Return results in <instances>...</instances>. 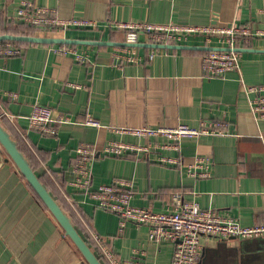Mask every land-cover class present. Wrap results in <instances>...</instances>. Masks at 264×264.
<instances>
[{"label":"crops","instance_id":"crops-1","mask_svg":"<svg viewBox=\"0 0 264 264\" xmlns=\"http://www.w3.org/2000/svg\"><path fill=\"white\" fill-rule=\"evenodd\" d=\"M22 1L0 0V36L23 35L25 29L16 20ZM29 1L56 9L65 20L96 22L97 28L73 27L57 36L74 40L126 43L125 31L110 23L264 27V0ZM140 41L135 47L139 63L114 57L116 46L74 45L86 50L90 60L80 63L73 55L55 53L54 45L20 44L22 55L0 56V119L86 240L90 241L91 232L98 233L129 264H172L174 243L152 241L149 228L135 223L120 234L115 214L98 209L71 186L76 149L87 143L101 148L110 141L150 146L149 155H99L93 163V189L131 180L136 207L171 212L174 196L180 194L184 201L237 219L242 226L264 224V120L252 113L240 82L242 76L248 85H264V39L242 45L240 49L247 51L241 74L231 72L224 78L205 77L202 59L207 51L199 38L163 44L164 48L151 47L143 37ZM35 104L68 114L78 124L61 126L55 138L32 131L29 116ZM88 115L101 127L85 125ZM203 121H226L229 134L186 139L177 152L157 147L167 143L165 138L147 141L116 131L181 124L197 128ZM156 155L180 157L185 163L210 157L212 176L191 178L179 166L151 158ZM6 159L0 150V264H87L17 167ZM202 246L201 264H264V237H203Z\"/></svg>","mask_w":264,"mask_h":264},{"label":"built area","instance_id":"built-area-1","mask_svg":"<svg viewBox=\"0 0 264 264\" xmlns=\"http://www.w3.org/2000/svg\"><path fill=\"white\" fill-rule=\"evenodd\" d=\"M16 20L28 26H34L43 37H57L59 33L76 28H97L96 22L90 20H65L54 8L40 7L34 2L23 0L16 12ZM108 26L123 30L125 42L153 45L187 43L191 38H199L206 47L217 43L216 47L230 48L231 51H207L202 59V69L207 78H224L228 73L241 74L242 52L246 43L264 39V27L233 24L229 27L216 25L196 26L153 24V23H110ZM60 55H73L80 63L90 60L86 50L73 45H54L52 49ZM23 48L12 41L0 43V56H20ZM113 56L125 63H139L141 58L135 47H114ZM153 57V55L151 56ZM247 94L250 108L258 120H264V85H248L240 80ZM11 98L17 95L10 94ZM67 124H78L68 114L58 112L48 106L35 104L29 116V128L43 136L55 138L60 127ZM84 124L101 127L100 122L88 115ZM147 141L165 138L167 143L158 144L163 150L181 151L182 142L186 139H199L204 136H227L229 123L226 121H203L199 127L192 128L181 124L175 128H121L116 130ZM0 150H3L0 144ZM151 147L110 141L99 148L96 144H82L76 149L74 162V179L70 183L73 188L85 195L96 207L113 213L119 219V233L122 234L129 223L145 225L149 228L150 239L158 244L171 242L175 244L172 264H201L202 238L214 237L220 240L255 239L264 237V224L242 226L237 219L221 215L215 210H204L197 202H186L180 194L174 196L175 208L171 212H154L147 208L136 207L133 200L136 196L134 182L116 180L112 184L101 185L93 189V163L99 155L104 157L138 156L150 153ZM154 160L175 167L179 166L185 174L194 179L210 178L213 162L210 157H196L194 162L185 163L180 157L156 155ZM90 241L104 264H129L121 261L108 244L107 240L96 232L90 233Z\"/></svg>","mask_w":264,"mask_h":264},{"label":"water","instance_id":"water-1","mask_svg":"<svg viewBox=\"0 0 264 264\" xmlns=\"http://www.w3.org/2000/svg\"><path fill=\"white\" fill-rule=\"evenodd\" d=\"M20 42V43H32V44H47V45H89V46H116V47H139L140 44H128V43H113V42H99L89 40H74L62 37H43V36H31V35H3L0 36L1 42ZM151 47H165L164 45H152ZM169 48H175L174 46H167ZM182 48V46H179ZM206 51H231L230 48L220 47H203ZM234 51L245 53L247 50L235 49ZM0 144L7 154L8 159L6 162L12 161L17 167L19 172L34 190L40 201L50 211L53 217L56 219L60 227L65 232L66 236L75 245L83 259L87 264H104L95 250L91 247L88 241L79 232L74 224L73 218L64 209L61 203L51 194L46 186L41 181L40 177L35 172L34 168L28 157L19 148L17 140L12 136L9 130L4 126L3 121L0 119Z\"/></svg>","mask_w":264,"mask_h":264},{"label":"trees","instance_id":"trees-1","mask_svg":"<svg viewBox=\"0 0 264 264\" xmlns=\"http://www.w3.org/2000/svg\"><path fill=\"white\" fill-rule=\"evenodd\" d=\"M19 25H21L22 27H24V32L22 33L23 35H31V36H38L39 35V31H38V29L36 28V27H34V26H28V25H26V24H23L22 22H20V21H18L17 22ZM15 36H18V35H15ZM16 43H18V44H24V43H20V42H16ZM62 206L64 205V204H61ZM64 207V209L67 211V208H66V206H63ZM68 212V211H67ZM69 214H70V212H68ZM70 216H72V214H70ZM73 217V216H72ZM92 231V230H91ZM88 241V240H87ZM88 243L91 245V247L95 250V252H96V248H95V246L94 245H92L91 244V241H88Z\"/></svg>","mask_w":264,"mask_h":264}]
</instances>
